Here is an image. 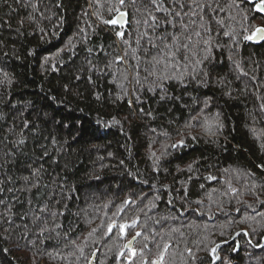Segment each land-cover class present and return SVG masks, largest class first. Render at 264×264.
<instances>
[{"label":"trees","instance_id":"16d2710c","mask_svg":"<svg viewBox=\"0 0 264 264\" xmlns=\"http://www.w3.org/2000/svg\"><path fill=\"white\" fill-rule=\"evenodd\" d=\"M257 27L244 0H0V264H264Z\"/></svg>","mask_w":264,"mask_h":264},{"label":"snow or ice","instance_id":"6c2138e0","mask_svg":"<svg viewBox=\"0 0 264 264\" xmlns=\"http://www.w3.org/2000/svg\"><path fill=\"white\" fill-rule=\"evenodd\" d=\"M152 2L155 3V0H152ZM120 3L123 4L124 0H120ZM261 10H264V4L261 5ZM124 15H125V13H123V12L120 13L121 17H123ZM150 19L152 20L153 23L156 22V17L155 16H150ZM106 23L116 24V23H118V21L117 20H110V21H106ZM145 23H147V21H145ZM117 34L120 35V36L124 35L122 32L121 33H117ZM197 35H199V33H197ZM225 35H228V33H225ZM244 39L245 40H253V39L264 40V27H257L256 30L251 35H245ZM182 47L183 48H187L188 45H182ZM172 55L175 56V53H172ZM118 59H122V58L118 57ZM159 63H160V60H156V64H159ZM197 63H200V61H197ZM164 78L167 79L168 77L165 76ZM110 230H111V226H110ZM165 248H167V245H165ZM213 251H215V249H213ZM154 264H155V262H154Z\"/></svg>","mask_w":264,"mask_h":264},{"label":"water","instance_id":"95a60500","mask_svg":"<svg viewBox=\"0 0 264 264\" xmlns=\"http://www.w3.org/2000/svg\"><path fill=\"white\" fill-rule=\"evenodd\" d=\"M245 2H248V3H250V4H252V5H254V11L257 13V14H259V15H261V16H264V10H261V5H262V3L261 2H256V0H244ZM118 25L119 26H121L122 25V17L120 16V14H119V16H118ZM253 43H255V44H258V43H260V42H262V41H264V40H257V39H253V40H251ZM130 246V242L127 244V247H129ZM92 260H93V258H92Z\"/></svg>","mask_w":264,"mask_h":264}]
</instances>
